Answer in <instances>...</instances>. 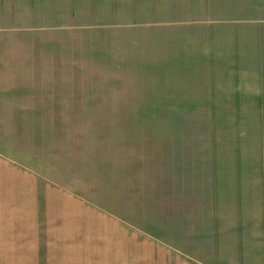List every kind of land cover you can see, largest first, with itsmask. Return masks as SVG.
Masks as SVG:
<instances>
[{
    "label": "rangeland",
    "instance_id": "obj_1",
    "mask_svg": "<svg viewBox=\"0 0 264 264\" xmlns=\"http://www.w3.org/2000/svg\"><path fill=\"white\" fill-rule=\"evenodd\" d=\"M6 3L0 0V12L8 11ZM37 6L33 16L18 9L0 15V57H52L68 68L69 78L51 81L53 89L48 81L24 74L5 79L6 92L18 94L15 102L39 109L4 113L5 136L19 140L26 151L22 165L44 169L51 174L46 179L68 188V199L79 196L100 211L105 220L98 227L105 235L109 187H125L126 173L135 181L148 178V170H160L154 172L162 203L156 226L140 213L129 220L166 242L180 214L231 215L229 206L218 209L217 196L234 191L237 179L254 167L253 145L255 155L259 140L264 145V111H255L244 96L251 87L264 89V72L258 80L238 74L218 78L214 63L227 45L240 58L236 43L248 39L255 62L264 63V0H96V22L40 15ZM247 26L256 29L250 35L240 31ZM257 168L264 176L262 158L255 160ZM248 209L264 217L263 192L260 206L248 203ZM29 215L33 209H22L20 230L6 233L19 238H6L5 264L45 263V239L35 238L45 231L33 232ZM69 226L53 225L49 231L65 264L76 263L86 244L56 239ZM96 246L108 259L107 241L96 240Z\"/></svg>",
    "mask_w": 264,
    "mask_h": 264
},
{
    "label": "crops",
    "instance_id": "obj_2",
    "mask_svg": "<svg viewBox=\"0 0 264 264\" xmlns=\"http://www.w3.org/2000/svg\"><path fill=\"white\" fill-rule=\"evenodd\" d=\"M4 1H7L8 11L0 12V15H14V10L18 9L23 10V15L33 16L37 14L33 6L38 7L39 4L40 15H76L96 22V0H23L34 2L29 5L24 3V7L19 5L20 0ZM0 9L4 10L2 6ZM249 12L250 15H256V10ZM255 29V26H247L240 31L250 35ZM236 45L241 48L240 58L229 51L228 45L221 48L224 55L214 63L219 69L218 78L233 79L234 74H238L243 79L258 80L260 73L264 72V63L255 62V51L249 39ZM258 45L257 42L256 47ZM237 52L239 50L236 54ZM58 64L52 57L8 58V61L0 57V264H5L6 238H19L6 236V233L20 230L22 209H28L29 213L33 209V216L29 215L33 232L45 231V236L35 237L45 239L44 264H65L63 251L52 248L49 231L53 225L68 224L71 226L67 228V233L62 232L56 239L86 241L78 251L77 262L69 261L68 264H102L108 260L111 264H264V217L254 213L250 215L248 209V203L259 207L262 192L264 193L262 170H254L256 159L259 161L262 158L264 161V145L261 147L260 140L257 155L253 145V169L245 172L242 180L237 179L238 184L233 185V192L222 195L220 191L218 193V209L221 211L224 206H229L231 215L189 218L181 217L180 214L176 226L165 235L168 242L129 220H137L140 213L143 221L146 220L151 227L156 226L161 216L162 203L157 186L159 181L158 178L154 179V172L160 170H148V178L135 181L133 174L129 176L126 173L125 187H109V232L105 235L98 227L102 219L105 220L100 211L87 206L79 196L72 201L68 199V188L64 189L65 186L46 179L47 172L44 169H32L22 165L25 159L22 154L27 155L26 151L22 149L19 140L5 136L4 113L39 109L31 108L35 107L34 104L15 102L14 98L18 94L14 93L15 90L6 92L4 81L6 78H18L24 74L33 80L48 81V88L53 89L51 81H66L69 78L68 68ZM72 76L77 79V76ZM244 96L249 104L255 106V111H264V89L259 91L251 87ZM174 175L175 184L179 185L180 180L177 174ZM176 190L174 187V193ZM141 197L146 200V204L143 202L138 206L142 201ZM176 201L174 196L173 202ZM54 207L57 209L52 210ZM40 224H43L42 229L39 228ZM101 238L108 243V259H102L101 249L95 247L96 240L100 241ZM85 246L89 248L87 253Z\"/></svg>",
    "mask_w": 264,
    "mask_h": 264
}]
</instances>
